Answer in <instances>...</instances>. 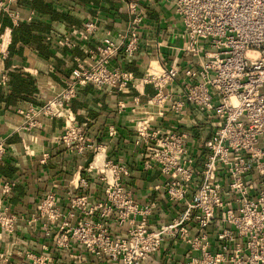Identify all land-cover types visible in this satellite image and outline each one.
<instances>
[{"label": "built area", "instance_id": "obj_1", "mask_svg": "<svg viewBox=\"0 0 264 264\" xmlns=\"http://www.w3.org/2000/svg\"><path fill=\"white\" fill-rule=\"evenodd\" d=\"M15 4L16 0H0V13L7 14L14 26L20 17L18 11L10 9ZM174 5L187 40L183 52L195 59L193 67L184 72L188 81L181 97L176 98L169 89L179 75L175 63L168 69H153L150 65L139 81L116 67L119 54L131 59L141 44L142 11L128 4L132 20L126 32L115 39L107 33L102 43L88 49L89 67L78 65L73 80L60 93L40 108L30 106L20 113L26 131L34 129L40 117L61 119L62 145L70 154H93L87 172L97 171L106 195L104 202L89 204L85 194L74 196L68 192V209L63 211L56 194L48 191L38 212L26 224L31 227L40 222L46 237L55 227L52 237L57 251L75 243L95 259H106L111 264H141L167 238L185 244L193 253L181 264H264V0H174ZM33 17L30 11L25 22L33 23ZM10 33V29H4L0 34V88L8 84L3 61ZM96 34L92 19L83 23L77 39L89 43ZM55 42L61 48L75 47L69 35ZM137 82L153 87L154 96L148 106L156 109L152 116L134 123L137 141H142L148 152L145 167L157 168L164 176L162 190L170 203H184L180 216L155 230L148 227L155 205L140 206L133 201L123 185L128 171L121 164L104 157L97 164V157L104 156V152L87 143L84 129L88 122L76 125L70 109L77 88L91 86L120 93ZM185 104L195 106L217 123L198 157L189 154L186 133L152 129V117L163 122H169L172 115L181 118ZM119 107L122 109L123 103ZM115 134L111 128L109 135ZM4 153L0 143V160ZM251 175L259 181L255 182L254 194L248 185ZM71 186L73 190H86L88 181L78 176ZM14 187L13 181L0 179V242L4 236H11L17 222L24 219L7 203ZM76 214L82 219L72 223ZM217 215L226 227L211 242L207 230ZM94 217L98 222L86 220ZM110 221L118 228L128 227L125 238L113 237ZM9 257L0 252V264L10 263ZM23 257L27 264H53L43 254L26 252Z\"/></svg>", "mask_w": 264, "mask_h": 264}, {"label": "crops", "instance_id": "obj_2", "mask_svg": "<svg viewBox=\"0 0 264 264\" xmlns=\"http://www.w3.org/2000/svg\"><path fill=\"white\" fill-rule=\"evenodd\" d=\"M128 4L137 5L142 11L139 26L141 44L137 53L126 59L117 56L115 65L122 71L132 73L137 81L144 77L149 66L168 69L177 64L179 75L170 86L171 93L179 98L183 95L188 81L184 72L193 67L195 59L183 52L187 43L179 18L175 14L174 0H97L87 3L82 0H16L12 11L20 14L16 26L12 25L7 14L0 13V34L10 29V45L3 61L5 70L12 72L8 82L0 88V143L6 154L0 163V179L13 181L15 187L7 203L13 212L23 216L17 222L14 233L4 236L0 242V252L9 257L8 264H27L26 252L48 256L53 264H111L106 259L97 260L81 246L72 243L67 250H55L52 227L49 237L44 235L40 222L27 226V221L38 212L39 204L48 191H53L63 211L68 209L67 193L74 196L85 194L89 204L104 202V186L98 181L97 171L87 172L93 154L85 156L70 154L60 141L63 133L61 119L38 118V125L29 131L21 112L30 106L40 108L60 93L73 80V71L78 65L89 67L88 49L102 43L110 33V38L122 36L132 17L127 12ZM30 11L34 12L33 23H26ZM94 20L97 34L89 43L78 41L77 33L83 23ZM69 35L75 43L73 49L59 47L55 40ZM191 82V81H189ZM29 85V86H28ZM20 87L29 92L20 93ZM154 96L151 85L135 84L122 92H109L91 86L77 88L72 102V113L76 125L87 127V143L95 148L101 147L107 160L121 164L128 171L123 185L140 206L154 204L155 209L148 218V227L155 230L180 216L184 203H170L162 190L165 178L157 168L145 167L148 152L142 141H137L134 123L155 113L148 102ZM119 103L124 107L120 109ZM152 129L164 133H186L187 148L190 155L198 157L202 144L209 139L217 123L195 106L185 104L183 115H172L169 122L152 117ZM114 129L115 136L109 135ZM264 144V137L261 139ZM46 156V157H44ZM88 181L86 190H73L72 181L78 178ZM258 177L251 175L248 185L254 190ZM257 183V184H258ZM158 187L159 190L154 189ZM194 189L189 193L191 197ZM188 197V199H190ZM82 219L75 215L72 223ZM98 222L97 218H86ZM226 225L220 222L219 215L209 226L207 232L211 242L215 234ZM114 238H125L128 227L118 228L110 221ZM43 247L47 250L44 251ZM214 250V249H213ZM193 253L181 243L167 238L160 249L141 264H181Z\"/></svg>", "mask_w": 264, "mask_h": 264}, {"label": "trees", "instance_id": "obj_3", "mask_svg": "<svg viewBox=\"0 0 264 264\" xmlns=\"http://www.w3.org/2000/svg\"><path fill=\"white\" fill-rule=\"evenodd\" d=\"M82 1H84V2H87V3H97V0H82ZM11 74H12V72L10 71V70H7V75H8V78H9V76H10V78H12L11 77ZM12 82H8V85H10ZM29 86V85H28ZM11 87H12V90H13V86H12V84H11ZM19 89V92L20 93H27V92H29L28 90H27V88L26 87H20V88H18ZM73 102V101H72ZM71 107H72V103H71V105H70V109H71ZM71 111H72V109H71ZM87 127V126H86ZM5 154H6V151H5V153H4V155H3V157L1 158V160H0V163H1V161L3 160V158H4V156H5ZM1 170H2V168L0 167V172H1Z\"/></svg>", "mask_w": 264, "mask_h": 264}, {"label": "bare ground", "instance_id": "obj_4", "mask_svg": "<svg viewBox=\"0 0 264 264\" xmlns=\"http://www.w3.org/2000/svg\"><path fill=\"white\" fill-rule=\"evenodd\" d=\"M157 67L156 66H154V68L153 69H156ZM150 107V106H149ZM99 157H100V155L97 157V159H96V162H97V164L100 162L99 161Z\"/></svg>", "mask_w": 264, "mask_h": 264}]
</instances>
